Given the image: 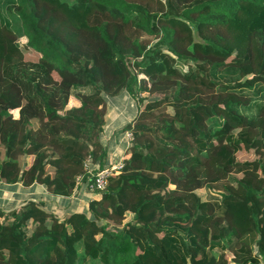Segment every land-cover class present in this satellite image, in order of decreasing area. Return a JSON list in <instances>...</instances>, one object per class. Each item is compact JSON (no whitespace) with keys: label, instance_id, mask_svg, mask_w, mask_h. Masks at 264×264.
Returning a JSON list of instances; mask_svg holds the SVG:
<instances>
[{"label":"trees","instance_id":"trees-1","mask_svg":"<svg viewBox=\"0 0 264 264\" xmlns=\"http://www.w3.org/2000/svg\"><path fill=\"white\" fill-rule=\"evenodd\" d=\"M125 91L156 98L94 193ZM0 183L90 193L0 206V264H264V0H0Z\"/></svg>","mask_w":264,"mask_h":264},{"label":"rangeland","instance_id":"rangeland-1","mask_svg":"<svg viewBox=\"0 0 264 264\" xmlns=\"http://www.w3.org/2000/svg\"><path fill=\"white\" fill-rule=\"evenodd\" d=\"M22 41L24 39H21ZM146 98V100H151L153 98H156L155 95L153 96H148L147 93L145 92H139L137 93L136 96H133L132 94H129L128 92H122L118 96L111 97L110 98V103L108 107V116H107V122H109V126H115L117 125L113 130L114 136L111 138L112 134H105L104 135V142L107 143L110 147L108 148L109 156H115L118 155L120 151L124 148L125 145L129 144L128 137L125 134L124 127L125 125L124 122L127 119H131L133 115L138 110V105L137 103L139 102L140 106L144 104L142 102L141 98ZM77 104L76 100L71 99L69 106ZM16 113V111H15ZM110 131V132H111ZM121 135V136H120ZM109 138H111L112 142H109ZM110 143V144H109ZM252 154H249L251 156ZM198 194L204 196V190L203 189H197ZM70 197V196H69ZM73 197V196H72ZM88 199V198H87ZM240 207H233V212L229 214L228 219L231 224V226L235 229V231L239 232L243 226L245 227L247 225L246 223V214L247 210L246 207H244L242 204H240ZM86 206H78L75 210H84ZM56 210V209H54ZM69 213V212H68ZM53 214H56L58 216H64L60 213V211L56 210ZM130 213L127 215V217H130Z\"/></svg>","mask_w":264,"mask_h":264},{"label":"crops","instance_id":"crops-1","mask_svg":"<svg viewBox=\"0 0 264 264\" xmlns=\"http://www.w3.org/2000/svg\"><path fill=\"white\" fill-rule=\"evenodd\" d=\"M134 116V115H133ZM131 119H127L123 125H127L130 122ZM115 126L110 127L109 122L105 126L104 135L112 134L111 138L114 136L113 130ZM124 130L125 127H124ZM111 131V132H110ZM121 136V135H120ZM111 138H109V142L111 141ZM127 148V145L124 146L122 151L118 153L117 156L113 158V156H109L108 152V162L116 161L120 158H122L123 154L125 153V150ZM32 156L28 158L29 161H31ZM86 187L82 186L80 190L75 191L74 195L70 197H64L59 195H53L49 194L44 186L42 184H32L30 186H22L20 183H14V184H2L0 183V206H2L6 211L13 207H18L20 203L26 202L28 200H34L37 202H41L42 206L46 208L47 210L52 211L53 213L56 212V210L60 211L62 215L65 213L71 212L72 210H75L78 206H86L87 198L90 196V193H87ZM94 194V193H92ZM56 209V210H54Z\"/></svg>","mask_w":264,"mask_h":264},{"label":"built area","instance_id":"built-area-1","mask_svg":"<svg viewBox=\"0 0 264 264\" xmlns=\"http://www.w3.org/2000/svg\"><path fill=\"white\" fill-rule=\"evenodd\" d=\"M125 134L127 135L128 140L132 138V133L129 129L125 130ZM122 165L123 161L122 158H120L116 161L110 162L109 165H106L103 168L97 170L88 169V174L94 177V182H89L87 184L88 188L94 193L102 191L106 186V177L119 170Z\"/></svg>","mask_w":264,"mask_h":264}]
</instances>
